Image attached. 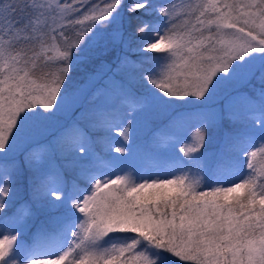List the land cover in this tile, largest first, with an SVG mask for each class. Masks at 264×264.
<instances>
[{
  "label": "snow or ice",
  "instance_id": "snow-or-ice-1",
  "mask_svg": "<svg viewBox=\"0 0 264 264\" xmlns=\"http://www.w3.org/2000/svg\"><path fill=\"white\" fill-rule=\"evenodd\" d=\"M180 262L264 264V0H0V264Z\"/></svg>",
  "mask_w": 264,
  "mask_h": 264
},
{
  "label": "trees",
  "instance_id": "trees-1",
  "mask_svg": "<svg viewBox=\"0 0 264 264\" xmlns=\"http://www.w3.org/2000/svg\"><path fill=\"white\" fill-rule=\"evenodd\" d=\"M108 60H113V57H108ZM218 107V105H217ZM135 129V134L137 137V145L140 149L139 155L136 159H133L130 161L132 165H135L136 167H140L143 163V157L146 153L150 151H158L162 149H158L157 146L152 142V137L149 132V128L151 125L145 126L143 122H140L137 125L133 126ZM229 128V125L227 124V121H225L223 125V129L221 131H218L216 134L212 135V139L208 141L205 145V148H202L201 151H206L207 153H213L218 152L223 144V131L227 130ZM181 145H176L175 149L173 150L177 156H179L181 159H185L183 157V154L179 152V147ZM113 155H118L116 153H113ZM193 176L201 175V173L197 172L195 168L192 170ZM58 214V213H57ZM43 219V216L40 213H37V218L35 220H29L27 223H24L23 227L21 228V231L25 232V234H28L29 230H34V224H38L40 220ZM13 227H18V225H13ZM180 264H186V262H180Z\"/></svg>",
  "mask_w": 264,
  "mask_h": 264
}]
</instances>
